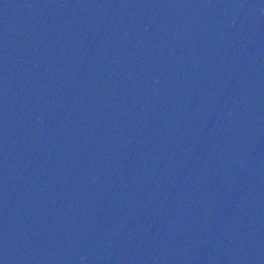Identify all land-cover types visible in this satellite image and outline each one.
Returning <instances> with one entry per match:
<instances>
[{
    "label": "water",
    "instance_id": "1",
    "mask_svg": "<svg viewBox=\"0 0 264 264\" xmlns=\"http://www.w3.org/2000/svg\"><path fill=\"white\" fill-rule=\"evenodd\" d=\"M0 264H264V0H0Z\"/></svg>",
    "mask_w": 264,
    "mask_h": 264
}]
</instances>
